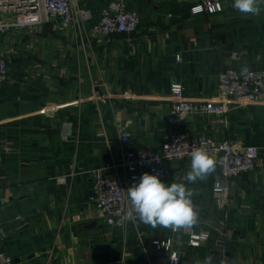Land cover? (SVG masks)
<instances>
[{"label":"crops","instance_id":"crops-1","mask_svg":"<svg viewBox=\"0 0 264 264\" xmlns=\"http://www.w3.org/2000/svg\"><path fill=\"white\" fill-rule=\"evenodd\" d=\"M76 1L92 12L85 29L50 21L0 32L9 64L0 86V251L13 264H160L171 249L155 241L172 230L138 219L108 226L90 200L95 175L119 171L117 128L127 126L134 149H160L178 129L258 148L256 168L231 180L224 206L213 195L217 165L188 185L196 227L210 238L192 246L183 231L172 249L180 264L209 254L213 264H264V101L168 123L173 82L206 100L225 67L264 69V11L243 15L234 0H218L213 13L192 12L199 0H127L138 29L103 36L92 24L110 0ZM189 168L190 159L170 162L164 183ZM62 175L67 182H57Z\"/></svg>","mask_w":264,"mask_h":264},{"label":"built area","instance_id":"built-area-1","mask_svg":"<svg viewBox=\"0 0 264 264\" xmlns=\"http://www.w3.org/2000/svg\"><path fill=\"white\" fill-rule=\"evenodd\" d=\"M191 9L194 13H213L221 11L222 5L218 0H199ZM0 12V30L11 27L29 28L50 21L85 29L92 19V12L81 7L76 0H0ZM11 15L14 16L11 23L3 21L2 16ZM139 22V13L128 7L127 0H110L101 9L99 19L92 24V30L103 36L115 32L133 33L138 29ZM8 73V59L0 44V86L7 80ZM171 98L172 105L168 116L171 126L182 125L192 114H226L234 106L264 101V69L243 72L236 67H225L219 74L216 95L206 100L188 98L184 85L181 82H173ZM117 132L121 160L116 162L114 167L119 171L115 176L96 174L90 197L97 213L104 218L108 226L128 221L126 211L129 200L126 190L133 183H138L143 173L157 174L164 182L169 177L166 161L190 159L189 153L195 148H205L216 161L221 178L214 183L213 195L223 206L229 201L231 180L252 171L258 162L256 146H238L226 139L214 140L202 135H190L180 129L164 136L160 149H134L130 129L127 126H118ZM183 177L184 175L175 176L172 182L185 183ZM56 180L65 183L67 176H59ZM183 231L185 230L172 231L168 239L155 241L158 248L171 249L168 255L161 257L160 264H180L178 251L172 248L176 242L182 243L179 236ZM186 232L188 243L192 246H200L205 239L210 238V232L197 229L196 224ZM172 256L179 257L178 261H172ZM0 264H13V258L0 251ZM116 264L123 263L118 261Z\"/></svg>","mask_w":264,"mask_h":264},{"label":"clouds","instance_id":"clouds-1","mask_svg":"<svg viewBox=\"0 0 264 264\" xmlns=\"http://www.w3.org/2000/svg\"><path fill=\"white\" fill-rule=\"evenodd\" d=\"M232 7L243 15L258 16L264 11V0H234ZM243 72L247 68H242ZM190 168L183 177L184 182L164 183L157 174L143 173L138 183L126 190L129 205L128 220L138 219L153 228L163 227L172 231L190 230L198 222L199 212L194 204L196 195L189 184L204 182L216 170V161L203 148H195L190 153ZM178 261L179 257H170ZM214 257L206 255L202 264H213ZM221 264H225L221 261Z\"/></svg>","mask_w":264,"mask_h":264},{"label":"water","instance_id":"water-1","mask_svg":"<svg viewBox=\"0 0 264 264\" xmlns=\"http://www.w3.org/2000/svg\"><path fill=\"white\" fill-rule=\"evenodd\" d=\"M167 167L169 169L170 161H166Z\"/></svg>","mask_w":264,"mask_h":264},{"label":"rangeland","instance_id":"rangeland-1","mask_svg":"<svg viewBox=\"0 0 264 264\" xmlns=\"http://www.w3.org/2000/svg\"><path fill=\"white\" fill-rule=\"evenodd\" d=\"M1 13V12H0ZM0 32H1V30H0ZM2 36V34L0 35V37Z\"/></svg>","mask_w":264,"mask_h":264}]
</instances>
